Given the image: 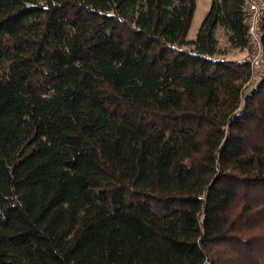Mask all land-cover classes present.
Masks as SVG:
<instances>
[{"label": "trees", "instance_id": "obj_1", "mask_svg": "<svg viewBox=\"0 0 264 264\" xmlns=\"http://www.w3.org/2000/svg\"><path fill=\"white\" fill-rule=\"evenodd\" d=\"M197 1L0 0V264H264V75Z\"/></svg>", "mask_w": 264, "mask_h": 264}, {"label": "built area", "instance_id": "obj_2", "mask_svg": "<svg viewBox=\"0 0 264 264\" xmlns=\"http://www.w3.org/2000/svg\"><path fill=\"white\" fill-rule=\"evenodd\" d=\"M244 9L251 44L247 59L252 68L250 82H253L264 75V0H244Z\"/></svg>", "mask_w": 264, "mask_h": 264}, {"label": "rangeland", "instance_id": "obj_3", "mask_svg": "<svg viewBox=\"0 0 264 264\" xmlns=\"http://www.w3.org/2000/svg\"><path fill=\"white\" fill-rule=\"evenodd\" d=\"M211 6V0H198L197 1V7H196V13L192 22V27L189 31L188 38L195 39L197 36L198 31L200 30L202 26V22L206 15L209 13V9ZM218 37L221 40L222 47L228 49V55L227 58H234V59H245L249 56L250 50H244V52L229 48V45L227 44V39L225 38L224 32L220 30L218 32ZM253 88V86H250L246 91H250Z\"/></svg>", "mask_w": 264, "mask_h": 264}]
</instances>
